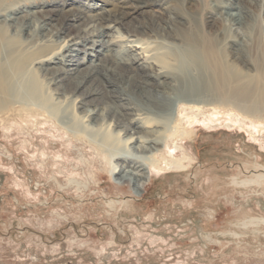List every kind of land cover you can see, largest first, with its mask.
<instances>
[{"label": "bare ground", "instance_id": "1", "mask_svg": "<svg viewBox=\"0 0 264 264\" xmlns=\"http://www.w3.org/2000/svg\"><path fill=\"white\" fill-rule=\"evenodd\" d=\"M186 2L205 8L199 20L174 0H0V103L48 117L63 108V130L138 196L151 170L183 167L167 151L193 139L188 113L222 106L264 121L253 32L264 0Z\"/></svg>", "mask_w": 264, "mask_h": 264}, {"label": "rangeland", "instance_id": "2", "mask_svg": "<svg viewBox=\"0 0 264 264\" xmlns=\"http://www.w3.org/2000/svg\"><path fill=\"white\" fill-rule=\"evenodd\" d=\"M174 1L178 13H205ZM261 19L253 32L264 44ZM7 107L0 103V264H264L263 120L222 106L188 113L193 139L167 151L183 167L151 170L137 196L109 179L83 136L63 130V108L48 117Z\"/></svg>", "mask_w": 264, "mask_h": 264}]
</instances>
